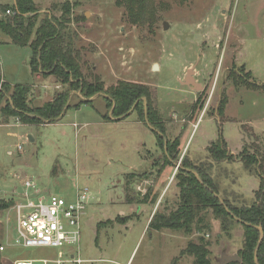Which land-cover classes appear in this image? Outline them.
Returning <instances> with one entry per match:
<instances>
[{
    "label": "rangeland",
    "instance_id": "374dc122",
    "mask_svg": "<svg viewBox=\"0 0 264 264\" xmlns=\"http://www.w3.org/2000/svg\"><path fill=\"white\" fill-rule=\"evenodd\" d=\"M121 1L33 3L38 21L45 15L59 17L53 6L69 3L66 26L77 36V60L85 80L97 78L104 90L118 82L147 86L163 121V139L180 141L176 166L184 159L207 170L221 199L250 205L260 186L257 174L264 178V0H155L158 13L151 27L130 24ZM12 2L0 0L1 6ZM30 56L29 47L0 44V72L7 83L6 88L0 84L7 89L3 104L16 84L31 87L30 107L69 89L52 75L36 77ZM188 71L198 90L183 85ZM69 96L70 106L78 102L76 96L82 97L79 92ZM105 98V93L93 95L91 105L67 110L56 124L21 125L15 118L0 122V206L9 205L0 208V264H40L37 260L53 258L59 251L13 244L14 205L23 176L32 178L40 191L66 199L76 188L88 189L78 244L82 264H194L192 256L181 252L200 237L208 243L212 264L236 256L242 230L236 226L227 238L210 213V231L185 236L149 229L156 212L169 213L179 204L177 168H160L162 149L136 112L119 122L104 120L103 115L111 117ZM220 135L231 161H213L207 152ZM245 153L260 160L256 172L245 169ZM129 173L148 178L135 181L133 189L140 195L151 189L149 200L156 196L155 203L125 204L124 176Z\"/></svg>",
    "mask_w": 264,
    "mask_h": 264
},
{
    "label": "trees",
    "instance_id": "16d2710c",
    "mask_svg": "<svg viewBox=\"0 0 264 264\" xmlns=\"http://www.w3.org/2000/svg\"><path fill=\"white\" fill-rule=\"evenodd\" d=\"M126 12L130 24L140 27H151L156 19L158 8L155 0H122L120 3ZM14 5L0 6V44H12L17 47H29L31 56L29 67L33 74H49L56 82L68 85L69 89L57 92L53 98L38 107L28 105L30 86L16 84L8 99L2 103L4 92L0 89V122L7 123L15 118L22 125H42L57 122L67 110L81 105H91L89 98L96 94H106L107 107L111 109V117L104 115L105 120H124L130 110L136 112L140 121L153 132L158 146L162 149L160 168L174 167L179 159L180 141L163 139L164 126L162 118L153 103L152 90L145 85L118 82L114 87L104 90L103 84L97 78L88 82L83 77L78 63L76 38L67 28L70 21L71 5L67 2L53 6L60 16L45 15L40 21L33 0H16ZM6 11L12 12L11 16ZM30 14V15H29ZM0 84L6 88L0 72ZM70 92H79L82 100L70 106ZM145 100V101H144ZM218 107L222 114L223 104ZM213 161H231L233 158L226 148V142L220 135L211 142L207 149ZM243 165L247 171L260 169V160L254 154H241ZM156 162L154 165L156 166ZM175 180L180 190L179 204L169 213L156 212L150 222L149 229L153 231L169 230L182 232L185 236L192 233L210 231L207 222L209 213L219 222L220 232L227 238L232 235L236 226L242 230L241 247L237 251L238 261H228L223 264H264V178L260 179L259 189L254 193L250 205L235 206L218 196V191L207 170L190 165L182 159L176 166ZM145 175L126 174L124 176V202L128 205L155 203L156 196L149 200L151 189L144 195L135 193V181L148 180ZM9 205H1L6 208ZM262 230V237L257 228ZM198 243L190 242L181 255H189L194 264H212L206 250L208 243L200 237Z\"/></svg>",
    "mask_w": 264,
    "mask_h": 264
},
{
    "label": "built area",
    "instance_id": "2783aa9c",
    "mask_svg": "<svg viewBox=\"0 0 264 264\" xmlns=\"http://www.w3.org/2000/svg\"><path fill=\"white\" fill-rule=\"evenodd\" d=\"M10 13L6 11L7 15ZM21 186L19 201L14 205L16 226L13 244L24 248L59 250L55 258L37 260L40 264H82L84 260L79 256L78 244L81 239V216L90 199L88 189L76 188L73 198L66 199L40 193L35 181L26 176L21 177ZM3 250L4 247L0 246V251ZM34 262L16 260L13 264Z\"/></svg>",
    "mask_w": 264,
    "mask_h": 264
},
{
    "label": "water",
    "instance_id": "95a60500",
    "mask_svg": "<svg viewBox=\"0 0 264 264\" xmlns=\"http://www.w3.org/2000/svg\"><path fill=\"white\" fill-rule=\"evenodd\" d=\"M13 5H14L15 8H17L16 0H14ZM166 28H167V24L166 23H163V29H166ZM154 69L155 70L157 69V66L156 65L154 66ZM192 73H193L192 71H188L187 72L186 77H185L184 82H183V85L191 86V87H193V89L198 90L199 89V85L196 84V83H194L193 77L191 75ZM132 110H133V108L130 110V112ZM28 138L31 140L30 137H28ZM257 230L259 231L260 236L262 237V230H261V228L258 227ZM232 260L238 261V257L237 256H234V257L223 256L221 262H224V261L225 262H228V261H232Z\"/></svg>",
    "mask_w": 264,
    "mask_h": 264
},
{
    "label": "crops",
    "instance_id": "0c3cea01",
    "mask_svg": "<svg viewBox=\"0 0 264 264\" xmlns=\"http://www.w3.org/2000/svg\"><path fill=\"white\" fill-rule=\"evenodd\" d=\"M13 2H14V0H13ZM13 2L11 3V4H6V5H8V6H11V5H13ZM0 6H1V4H0ZM6 45H9V44H6ZM36 77H38V75L36 74ZM4 80V79H3ZM31 88V87H30ZM30 93H32V89L30 90ZM29 93V94H30ZM77 98H79L78 99V102H79V100H82L83 98L82 97H78V96H76ZM51 99L49 98L47 101H45V102H49ZM44 102V103H45ZM69 102H70V100H69ZM77 102V103H78ZM43 103V104H44ZM74 104H76V103H74ZM83 105H81V106H79L78 108H73L74 110H76V111H80V109H81V107H82ZM67 112V111H66ZM66 112H65V114H66ZM64 114V115H65ZM64 115L57 121V122H55V123H53V124H56V123H58V122H60L62 119H63V117H64ZM104 116V115H103ZM102 116V117H103ZM105 120V119H104ZM112 122H119L118 120H111ZM18 124H20V123H18ZM22 125V124H21ZM49 125V124H48ZM76 128H78V127H80V126H77V125H75V124H73ZM43 126H46V125H43ZM29 137V136H28ZM38 191L40 192V193H50V192H47V191H40L39 189H38ZM73 198V197H72ZM57 255H58V253H57ZM57 255L56 256H54L53 258H55V257H57Z\"/></svg>",
    "mask_w": 264,
    "mask_h": 264
}]
</instances>
